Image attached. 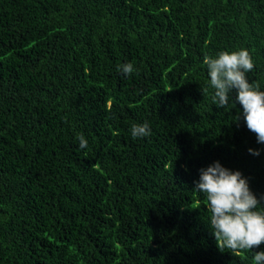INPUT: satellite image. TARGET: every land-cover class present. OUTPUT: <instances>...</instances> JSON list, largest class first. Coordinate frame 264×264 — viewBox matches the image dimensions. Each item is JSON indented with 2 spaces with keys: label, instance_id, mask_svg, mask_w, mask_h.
I'll use <instances>...</instances> for the list:
<instances>
[{
  "label": "trees",
  "instance_id": "16d2710c",
  "mask_svg": "<svg viewBox=\"0 0 264 264\" xmlns=\"http://www.w3.org/2000/svg\"><path fill=\"white\" fill-rule=\"evenodd\" d=\"M241 49L264 91V0H0V264H254L194 191L219 161L264 212V144L204 64Z\"/></svg>",
  "mask_w": 264,
  "mask_h": 264
},
{
  "label": "clouds",
  "instance_id": "9594fccd",
  "mask_svg": "<svg viewBox=\"0 0 264 264\" xmlns=\"http://www.w3.org/2000/svg\"><path fill=\"white\" fill-rule=\"evenodd\" d=\"M214 89L213 103L226 109L230 103V92L237 90L234 103L242 106V116L247 129L254 133L257 142L264 144V91L259 85L250 83L247 74L254 69L250 53L246 49L220 52L217 57H205ZM118 71L131 76L134 67L131 63L118 66ZM203 94L207 89H202ZM237 116V120H239ZM133 139L144 138L151 134L147 123L134 124L130 128ZM81 150L87 147V140L81 134L77 137ZM253 155L258 150L249 149ZM194 191L204 194L210 212L209 227L220 251L240 255L242 251L252 250L264 244V212L258 210L260 199L251 191L247 178L240 171H232L219 161L200 170V178ZM254 264H264V251L254 255Z\"/></svg>",
  "mask_w": 264,
  "mask_h": 264
}]
</instances>
